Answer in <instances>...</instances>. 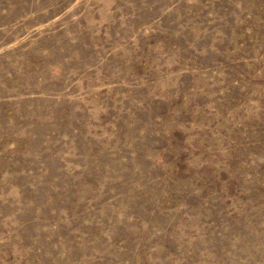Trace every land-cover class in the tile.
I'll return each instance as SVG.
<instances>
[{
    "label": "rangeland",
    "instance_id": "1",
    "mask_svg": "<svg viewBox=\"0 0 264 264\" xmlns=\"http://www.w3.org/2000/svg\"><path fill=\"white\" fill-rule=\"evenodd\" d=\"M0 264H264V0H0Z\"/></svg>",
    "mask_w": 264,
    "mask_h": 264
}]
</instances>
